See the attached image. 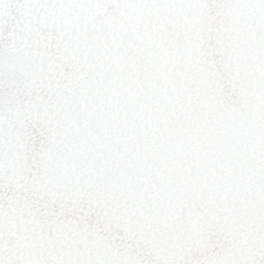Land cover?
Wrapping results in <instances>:
<instances>
[{
	"label": "snow or ice",
	"instance_id": "snow-or-ice-1",
	"mask_svg": "<svg viewBox=\"0 0 264 264\" xmlns=\"http://www.w3.org/2000/svg\"><path fill=\"white\" fill-rule=\"evenodd\" d=\"M0 264H264V0H0Z\"/></svg>",
	"mask_w": 264,
	"mask_h": 264
}]
</instances>
